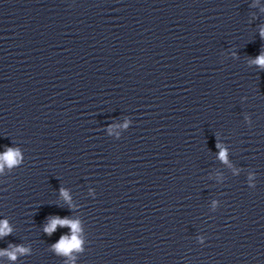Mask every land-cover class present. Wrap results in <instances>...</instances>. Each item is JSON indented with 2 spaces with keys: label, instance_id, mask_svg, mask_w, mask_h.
Listing matches in <instances>:
<instances>
[{
  "label": "clouds",
  "instance_id": "clouds-1",
  "mask_svg": "<svg viewBox=\"0 0 264 264\" xmlns=\"http://www.w3.org/2000/svg\"><path fill=\"white\" fill-rule=\"evenodd\" d=\"M261 63H264V60L260 61ZM13 153L12 152H9L7 154V156L5 157V159L9 162V164L11 163H14V160H13ZM79 246V241L76 240L75 237H73L72 239V242L71 243H67L65 241L62 240L61 244H60V247L67 251L68 249H71V248H76Z\"/></svg>",
  "mask_w": 264,
  "mask_h": 264
}]
</instances>
